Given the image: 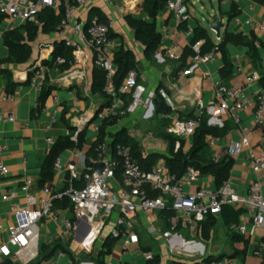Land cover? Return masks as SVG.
I'll use <instances>...</instances> for the list:
<instances>
[{"label":"crops","instance_id":"crops-1","mask_svg":"<svg viewBox=\"0 0 264 264\" xmlns=\"http://www.w3.org/2000/svg\"><path fill=\"white\" fill-rule=\"evenodd\" d=\"M207 1L187 0L186 5L191 16L187 22L189 29L193 30L198 24L202 25L214 43L222 42L226 34H242L251 38L254 33L264 41V32L259 33L246 25L240 27L235 24L234 18H230L233 7L236 6L242 18L253 16L259 22L264 23V0ZM142 3L143 0H89L86 4L78 5L76 21L86 24L92 9L99 10L107 19H114L113 35L118 42V47L123 46L131 49L136 55L139 82L146 86L148 93L165 89L173 97L176 110H172L169 115L158 111L163 100L157 97L149 108L142 105L136 112L123 116L118 124L109 128L106 138L113 144L120 130H126L133 139L139 142L142 148V157L148 159L149 156H157L155 162L157 164L166 161V156H170L178 150L176 144L175 147H172L170 140L164 137V134L172 135L170 128L173 120L192 113L200 115L207 112L209 119H211L212 113L220 115L217 108L214 111L212 109L216 100V90L207 77L211 75L215 80H222L221 70L224 62L222 53L218 51L215 61L196 67L191 64L192 57H190L188 65L180 70V61L169 59L166 56V51L171 47L180 46L183 54L185 47L190 44L193 34H187V30L181 27V22L177 20L174 12L168 6L162 9L156 19L157 31L162 35V39L154 52L150 55L146 54L143 42L137 38L136 32L127 22V18L130 16L149 20L148 15L141 9ZM116 6L124 7L126 12L121 13ZM251 6L253 9L250 8ZM54 10L60 13V9ZM212 14L225 23L221 29L220 38L216 31L210 28ZM3 20L9 27L0 31V60L9 55L4 44L3 34L14 29H20L24 35L26 33L25 23L5 17ZM164 32L167 35H164ZM67 35L70 37L71 32L69 31ZM59 42H64V38L59 35L58 31L48 34L42 32L41 27L39 28L37 38L32 42L31 61L24 65H9L15 81L18 77H27L24 81H16L19 87L14 93L6 91V78L0 74V89L14 96L8 100L0 99V113L13 114L16 118L15 122H0V147L3 145L8 147L3 153V157L10 170L9 177L0 183V232L2 239L7 236L8 227L15 223V216L11 209L13 205L34 209L33 206L27 205V192L24 190L26 178H31L34 181L31 192H37L41 187L51 185L56 192L60 193L65 190L68 184L71 170L74 169L82 178L88 159L92 160L95 157L94 151L91 150L93 142L97 138L93 125L100 123L96 116L102 107L101 112L108 111L104 105L109 98L93 90L95 70L93 50L88 46L84 48L82 62L79 66L86 68L87 75L82 80L71 85L65 84L60 80L63 72L57 68L52 69L49 74V84L53 85L54 89L45 103L46 107L44 106L49 110L43 107L44 109L36 113V109L39 108L41 92H38L34 87L33 77L30 84H26L30 70L35 64L45 61L52 62L53 52ZM226 49L235 68L234 75L228 85H240L248 90L253 89L255 85L249 87L248 77L257 72V69L249 58V47L228 43ZM261 56L264 70V50H261ZM54 97L59 99V105H56ZM200 100H203L204 106L198 105ZM130 102V94H124L117 100L118 105L122 107H126ZM57 107H60L59 113L56 115L57 121L52 123ZM34 111L35 113H33ZM64 111H66L65 116L73 128L74 134L84 129L87 130L86 142L79 151L74 148L63 150L59 156L62 158L61 167L54 166V179L40 185L43 161L54 143L63 135L72 134V131L62 120ZM255 115V108L238 112L237 119L233 117L231 111H228L223 118L232 126L229 133L224 138L216 139L213 146L209 144L213 157L220 158L226 153L228 146L233 143H241L242 138L245 135L248 136L250 146L242 147L240 154L235 158L231 171L232 186L242 195L248 194L252 182L256 179L251 167L250 153L264 152L262 145L264 120L262 123H257ZM84 119L91 121L87 127L82 124ZM110 129H114L112 133ZM50 137L54 139V143L48 142ZM210 139L211 136H208L206 139L208 143ZM182 140L183 151L186 153L194 143V136ZM96 149L97 147L94 148L97 152ZM121 180V173L118 172L115 180L112 181L115 189L121 187ZM261 181L264 188V174L261 175ZM200 185L215 187L211 176H202ZM5 193L11 195L9 201L3 199ZM58 212L62 216L72 218L69 209L59 208ZM117 216V211L108 216L102 215L95 225H91L86 219H83L70 236L64 233V227L60 222L43 219L40 222V242L37 256L29 260V253H27L23 258L10 261L9 264H39L44 255V246L50 250L55 248L56 250L50 257L41 260L40 264H50L52 261L55 264H150L152 260H147L145 257L147 252L154 256L159 255L160 264H172L174 261L204 264V259L210 255L228 254L230 256L238 250L245 252L244 260L243 255L233 258L227 256L224 259L229 264H264V248L260 256L254 253L264 241V228H259L254 233L248 232L246 235L236 229L241 224L251 226V219L245 212L240 216L239 224L231 227L225 224L221 213L215 215L217 223L209 236L203 234V222L196 232L178 229L169 239H166L162 237V232L168 228L166 216L162 212L141 210L131 220L134 230L139 234V242L129 245L125 244L124 238L115 239L111 235ZM150 226L157 228V233L150 232ZM234 232L240 237L233 238ZM138 248L141 249V252H137ZM59 252H64V256L59 257Z\"/></svg>","mask_w":264,"mask_h":264},{"label":"built area","instance_id":"built-area-1","mask_svg":"<svg viewBox=\"0 0 264 264\" xmlns=\"http://www.w3.org/2000/svg\"><path fill=\"white\" fill-rule=\"evenodd\" d=\"M89 0H0V15L21 23L33 22L37 19L40 11L46 7L60 9L64 2V16L58 26V33L64 38L66 46L73 48V58L67 60L59 56L56 59L57 65L69 64V69L63 72L60 80L65 84H73L82 80L87 75L85 67L79 66L82 62L84 48L88 46L93 50L94 66L106 72V84L104 92L112 99L109 110L97 114L96 119L100 123L93 125L96 137L101 128L102 121L106 116L128 115L136 112L140 106L149 108L153 105L154 99L161 98L172 110H176L173 97L165 90L159 89L148 93L144 84L139 82L138 74L132 70L128 72L120 86L115 84L116 64L114 54L118 48V42L112 36L115 28V20L107 19L101 21L98 16H93L86 24L76 21V11L80 4H86ZM186 0L177 2L169 1L167 6L174 12L179 22H188L191 18ZM237 2L239 0H227ZM121 13L126 10L122 6H116ZM253 9V6L250 7ZM236 25H244L255 29L257 32H264V23L259 22L253 16L244 19L240 15L234 17ZM71 36L68 37V32ZM187 34H193L192 29L187 30ZM164 35H167L164 32ZM202 42L193 45L195 55L192 57V65H206L216 60L218 48L201 54ZM166 56L174 61H179L182 57L180 46L171 47L166 51ZM33 71V85L38 92H42L51 69L44 62L35 64ZM192 72V70H191ZM212 82L216 90V100L212 105L213 111L217 108L220 115L212 113L209 124L222 127L224 116L228 111L237 119V113L242 110L256 109V122L262 123L264 120V89L260 86V75L258 72L252 73L248 77L251 90L240 85H228L221 79H213L211 75L207 77ZM124 94L131 95V102L126 107L119 106L117 100ZM14 96L0 89V99H12ZM76 99V97H75ZM56 105L59 99L54 97ZM204 106L203 100L198 103ZM46 107V106H45ZM44 107V108H45ZM43 108V109H44ZM49 110L48 108H45ZM60 107L55 108V115L52 123L57 121L56 115ZM13 114L0 113V122H15ZM88 119L82 121L85 127ZM198 120L180 119L173 120L170 133L178 138L177 149L180 147V139L193 136L198 127ZM78 132L72 137L77 141ZM218 138L211 137L209 144L213 146ZM48 142L54 143L52 137ZM264 146V135L262 136ZM250 142L245 135L241 143H233L228 146L226 154L235 160L240 154L242 147H249ZM8 149L7 145L0 147V183L10 175V170L5 163L3 153ZM97 162L100 164L98 170H87L83 173V178L72 169L68 187L63 192H56L51 185L43 186L37 192H31L34 181L26 178L24 190L27 192L28 207L12 206L15 216V223L7 229V236L2 239L0 232V264H9L10 261H17L29 253V260L34 259L39 252L40 242V222L49 219L60 222L64 227V233L70 236L76 231L78 223L86 219L91 225H95L102 215H110L118 212L115 227L111 235L115 239L124 238L125 244H137L139 234L134 230L131 220L137 212L151 211L163 212L171 211V215H166L168 228L162 232V237L169 239L173 232L178 229H185L189 232H196L209 214L218 215L225 204L241 208L251 219V226L241 224L236 229L243 235L248 232L254 233L259 228H264V188L261 175L264 174V152L256 154L250 153V162L256 179L252 182L248 194L238 193L232 186L231 177L225 181L220 188L200 185L202 174L200 170L189 166L181 176L173 173L167 166L166 161L159 162L151 169H143L134 156L130 146L119 142L115 146L107 139L97 147ZM218 159L219 157L214 156ZM62 158L58 157L55 163L56 168L61 167ZM121 173V187L115 189L112 181L117 173ZM83 179V186L79 187L77 181ZM192 190H189V189ZM69 198L72 218L62 216L55 208L54 202L57 198ZM3 199L9 201L11 195L3 194ZM149 231L157 233V228L149 227ZM264 248V241L260 248L255 250V254L260 256ZM141 252V249H137ZM59 257L64 256V252L58 253ZM147 260H153L154 255L145 253ZM50 264H55L53 261ZM210 264H229L226 259L212 261Z\"/></svg>","mask_w":264,"mask_h":264},{"label":"trees","instance_id":"trees-1","mask_svg":"<svg viewBox=\"0 0 264 264\" xmlns=\"http://www.w3.org/2000/svg\"><path fill=\"white\" fill-rule=\"evenodd\" d=\"M169 1L170 0H143L141 9L148 15L149 20L134 18L132 16L127 18L128 24L136 32L137 38L143 42L146 48V54L148 55H150L157 49L158 44L162 39V35L157 31L156 19L162 9L167 6ZM186 2L187 0L184 3L186 4ZM61 3L62 5L60 6V13L55 11L52 7H46L40 11L35 21L25 23V35L20 32V29L10 30L3 34L4 44L9 51V55L7 58L0 60V74H3L6 78V91L8 93H14L15 90L19 87V84L15 81L12 69L9 67V65H24L31 61L33 54L32 42L36 40L40 27L42 28V32L48 34L58 31V26L64 16V2ZM237 15H239V13L236 6H234L230 18H234ZM93 16H98L101 21H107V17L101 14V12L97 9H92L89 19H91ZM3 19L4 17L0 15V22ZM181 27L185 30L189 29V27L187 26V22H182ZM112 36L114 37L113 32ZM199 41L202 42L201 54H206L214 50L215 48H218V50L222 53L224 66L221 70V76L222 80L226 84H228L229 80L233 77L235 72L234 63L229 57L226 45L228 43H232L234 45L248 46L249 58L254 63L257 72L260 75L259 84L264 89V70L262 68L263 58L261 56V50H264V41L258 38L254 33L251 35V38H247L242 34H226L222 42L214 43L207 30L202 25L198 24L193 29V38L190 44L185 47L182 57L179 60L180 70L186 67L188 65V59L195 55L193 45ZM59 56L66 58L68 61L71 60L73 58V48L66 46L65 42L57 43L53 52L52 62L45 61L44 63L50 67L51 71L52 69L57 68L61 72H65L67 69H69V64L57 65L56 59ZM114 62L117 66V71L115 73V84L118 87L121 85L128 72L132 70L137 72L136 55L131 49L120 46L115 51ZM32 77L33 71L30 70L28 81L26 82L27 85L30 84ZM49 81L50 79L48 76L46 81L47 85L45 84L41 92V96L39 99V108L38 110L36 109V113L40 112L43 109L48 97L54 89V86L49 84ZM105 84L106 72L95 66L93 74V90L95 92L102 93L109 98L104 105V108H107V110H109L112 99L104 92ZM102 109L103 107L99 110V112H101ZM66 111H64L62 120L66 124L68 129L72 131V134H74L75 132L65 116ZM158 111L165 115H169L172 112V109L163 101L160 103ZM33 113H35V111ZM122 117V115H108L102 121L100 132L97 138L94 140L93 147L91 148V150L95 153V157L92 160L88 159L87 170L100 169L101 165L95 162L97 160V152L94 150V148L98 147L100 144L106 141L109 128L118 124ZM190 118L198 120L199 123L196 132L193 135L194 143L190 150L185 153L183 151V140L180 139V147L178 148V150H173L174 152L172 155L165 157L167 166L173 173L179 176L184 174L189 166H193L200 170L202 176H211L214 180L215 187L220 188L225 181L230 179L235 160L226 153L218 159L214 158L209 149V143L206 139L208 136L214 138H224L229 133L232 126L228 122H224V125L222 127L210 125L207 112H203L200 115L192 113L190 115H187L186 117H180V119ZM72 134L69 136L63 135L54 143L49 154L43 161V172L39 182L40 185H44L45 183L51 182L54 179V166L57 158L61 155L63 150L67 148H74L75 150L79 151L83 148L86 142L87 130L84 129L78 132L77 141L72 139ZM164 137L170 140L172 147H175L178 138L173 135L166 134H164ZM119 142H122L132 148L135 158L143 169H151L156 165L155 162L158 157L149 156L148 159H144L142 157V148L139 145V142L133 139L126 130H120V132L115 137L113 145L115 146ZM83 176L84 175H82V178ZM67 183H69V180ZM77 183L79 187H82L83 179L78 180ZM67 187L68 184L66 188ZM54 206L56 209H69L71 208V203L69 201V198L64 196L63 198H57L54 202ZM243 212L244 210L241 208H236L233 205L225 204L222 207L221 214L225 224L228 227H231L232 225L239 224L240 216L243 214ZM162 214L166 216L171 215L172 212L163 211ZM216 223V216L214 214H209L203 223V234L205 236H209ZM232 236L235 239L240 237L235 232ZM54 250H56V248L50 250L48 247L44 246V255L41 260L50 257ZM241 255H243L244 260L245 252L239 250L230 256L228 254H220L217 256L210 255L204 259V264H210L212 261L221 260L227 256L233 258L235 256ZM41 260L39 261V264L41 263ZM160 263V256L155 255L150 264ZM172 264L188 263L174 261Z\"/></svg>","mask_w":264,"mask_h":264},{"label":"water","instance_id":"water-1","mask_svg":"<svg viewBox=\"0 0 264 264\" xmlns=\"http://www.w3.org/2000/svg\"><path fill=\"white\" fill-rule=\"evenodd\" d=\"M132 13V12H131ZM213 16H211L210 20V28L214 31H216L217 36L220 38L221 36V29L225 26V23H223L218 17H214V14H212ZM27 77H18L16 78V81L21 82L26 80ZM91 121H88L87 125L90 123ZM86 125V127H87Z\"/></svg>","mask_w":264,"mask_h":264},{"label":"rangeland","instance_id":"rangeland-1","mask_svg":"<svg viewBox=\"0 0 264 264\" xmlns=\"http://www.w3.org/2000/svg\"><path fill=\"white\" fill-rule=\"evenodd\" d=\"M206 2H208V1L206 0ZM8 27H9V25H8L7 23H5L4 20H3V22L0 24V31L5 30V29L8 28ZM13 65H14V64H13ZM113 130H114V129H110V132L112 133Z\"/></svg>","mask_w":264,"mask_h":264}]
</instances>
